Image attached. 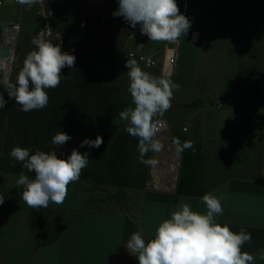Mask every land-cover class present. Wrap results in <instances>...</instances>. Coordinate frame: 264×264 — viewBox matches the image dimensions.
Instances as JSON below:
<instances>
[{"label":"crops","instance_id":"0c3cea01","mask_svg":"<svg viewBox=\"0 0 264 264\" xmlns=\"http://www.w3.org/2000/svg\"><path fill=\"white\" fill-rule=\"evenodd\" d=\"M193 1L194 17L204 22L209 19L207 23L214 25L210 24L212 35L209 37L200 23L192 22L187 37L165 45L177 51L170 78L182 77L186 86L192 82L196 85L193 91L198 92L195 96L189 94L194 100L171 102V107L197 111L205 98L202 91L209 84L219 89L217 99L225 96L222 107H216L223 118L214 130L223 133L212 153L178 131L172 138L187 139L191 148H199L197 156L202 161L198 169L202 168L203 174L196 177V190L202 195H177L176 184L173 188L161 187L147 180L143 188L133 190L137 196L129 207L122 204L116 210L99 209L85 207L79 200L81 205L50 204L40 208L43 213L33 234L31 264H138L124 247L130 235L140 232L146 240L152 238L180 197L189 198L184 202L193 211L205 213L201 197L208 192L221 198L224 211L216 217L217 222L227 224L234 232L244 227L251 233L252 242L246 243L242 251L254 256L253 264H264V0ZM4 24L8 23L2 22L1 26ZM202 36L204 43L211 39L207 49L200 44ZM156 54L161 64L163 50ZM183 127L181 131L187 132ZM154 156L157 159V154ZM156 165L151 166L153 171Z\"/></svg>","mask_w":264,"mask_h":264},{"label":"clouds","instance_id":"9594fccd","mask_svg":"<svg viewBox=\"0 0 264 264\" xmlns=\"http://www.w3.org/2000/svg\"><path fill=\"white\" fill-rule=\"evenodd\" d=\"M17 3L31 7L42 0H17ZM112 15L123 17L132 28L139 26L141 34L154 42L175 43L182 35L186 36L191 27L177 0H118ZM48 35L50 37V33ZM31 43L34 48L24 57L15 83L10 84L7 91L9 100L20 105L23 112L46 108L49 103L46 90L57 88L61 83V70L73 68L76 61L75 55L62 52L61 46L53 44L43 32L34 36ZM125 67L133 106L121 111L119 118L127 122L125 131L138 140L140 162L155 166L157 159L145 157L149 152L158 154L165 149L158 136L160 121L157 117L171 108L174 91L180 86L169 73L157 77L144 71L135 59L128 58ZM6 104L4 95L0 94V109ZM71 139L69 134L60 131L52 137L51 143L59 149ZM103 143V138L97 135L94 140L85 138L79 147L98 149ZM184 147H191V142H185ZM89 155L77 148L64 157L57 150L37 149L32 153L28 148L14 146L9 156L34 174L30 177L21 172L16 180V186L23 189V201L31 209L63 204L68 186L79 181ZM187 199L180 197L175 210L156 227L152 238L146 240L140 232L130 235L124 247L138 264H253L254 256L242 251L246 243L251 244V233L244 227L234 232L227 224L221 226L216 220L224 211L220 197L213 192L201 197L205 213L193 211L184 202ZM4 202L5 198L0 195V205Z\"/></svg>","mask_w":264,"mask_h":264},{"label":"trees","instance_id":"16d2710c","mask_svg":"<svg viewBox=\"0 0 264 264\" xmlns=\"http://www.w3.org/2000/svg\"><path fill=\"white\" fill-rule=\"evenodd\" d=\"M108 1L118 6V0ZM54 5L50 3V6ZM66 8L65 13L71 11L69 5ZM115 10L107 12L105 21H101L99 16H87L83 29L76 28L78 19L75 16L67 19L61 50L69 53V47L73 46L75 52L72 54L76 61L73 68L66 67L69 78L61 79L57 88L46 90L49 95L46 108L21 111L20 105L9 100L8 88L0 82V94L7 101L6 106L0 109V172L15 175L24 172L30 177L34 175L9 156L14 146L28 148L32 153L37 149L46 152L57 150L64 157L77 148L81 153H90L88 165L82 170L79 181L90 180L99 185L132 190L145 186L148 166L139 162L137 171L133 169L134 159L139 156L138 140L129 135L125 128L121 131L114 128L120 120L119 113L128 107L125 92L114 83V74L117 63L121 62L124 36L132 30L124 28V36L121 38L117 35L122 17H113ZM133 43H130L132 49L142 52L133 47ZM2 75L0 66V79ZM16 75L11 77L9 85L15 83ZM60 131L69 134L72 139L56 149L51 140ZM97 135L104 141L100 148L79 147L85 138L94 140ZM198 149L188 147L182 153L174 190L177 195H202L194 186L201 163L197 156ZM193 170L196 171L194 174ZM112 199L124 205L123 192L117 193Z\"/></svg>","mask_w":264,"mask_h":264},{"label":"rangeland","instance_id":"374dc122","mask_svg":"<svg viewBox=\"0 0 264 264\" xmlns=\"http://www.w3.org/2000/svg\"><path fill=\"white\" fill-rule=\"evenodd\" d=\"M180 0H177L178 6L180 5ZM6 5L0 9V30H2L1 23H12L20 22L21 31L17 36V41L14 49V57L12 59V73L8 81L3 80V75L0 82L8 88L10 79L14 74H17L22 67V62L24 57L30 52L34 45H32L31 40L37 33V31L43 26L42 16L39 14V7L37 4L29 7L24 5V9L21 11V6L13 3V0H5ZM189 13L187 18L193 22L200 23V26L204 31L208 33L210 37L212 35L211 28L212 23H207L209 19L194 17L195 3L193 0H189ZM194 4V5H193ZM86 10L89 12L93 11L94 15L106 14L108 11L104 7H92L91 5H85ZM52 9L55 14L52 21L50 30L53 32L65 35L66 21L68 17H64L67 8L63 3H57L54 6H46V10ZM66 15V14H65ZM208 24V25H207ZM212 24V25H210ZM214 26V25H213ZM124 28L134 29L136 32V41L132 44L137 50L142 51L145 54L153 57L155 61L158 62V50L165 49V43L167 42H154L150 41L147 36L142 35L139 26L132 28L127 21L122 17L119 23V35L121 38L124 36ZM201 29V30H202ZM118 36V37H119ZM125 37V36H124ZM182 37H185L182 35ZM187 37V35H186ZM225 43L228 39L223 40ZM220 41V43H224ZM211 39L206 40L204 43V38H201V46L208 48ZM168 44V43H167ZM205 44V45H204ZM3 71L4 67L0 64ZM144 71L149 72L154 76H161L159 68L146 69L145 67L139 65ZM128 69L125 67V63L118 62L116 72L114 74V83L125 92L126 99L128 101V107L133 106L131 96L128 92L129 79L127 75ZM61 79L69 78L70 73L65 68L61 70ZM182 77L171 78L175 83L179 84V89L174 91L175 99L172 102H182L183 99L194 100V97L198 95V92L193 91L192 82H189L186 86V80L181 79ZM205 98L202 99V106L197 111L191 110L186 111L179 108L171 107L163 115L158 116L159 121L165 123V127L159 131L158 136L164 145H168L172 148L174 145H178L181 151V158L178 160L175 158L174 163L170 164L165 168H156L153 171L151 166H148V177L147 180L149 184L158 183L161 187L173 188L176 184L177 178L180 173V166L182 160V153L184 149L185 142L187 139L178 140L179 144L175 143L176 139H172L176 131L180 132L181 135L187 137L189 140L197 143L201 149L208 153H212L213 148H215V141L217 138H221L223 131H215V125H219V119L223 118L221 110L216 109V100L219 95V89L216 86L209 84L206 89L202 91ZM188 96V98H187ZM181 98V99H180ZM195 100H198L195 97ZM175 110V111H174ZM178 110V111H176ZM174 111V112H173ZM126 121L121 119L114 125L117 131H121L126 126ZM186 125L187 132L181 131V128ZM228 134V132H227ZM228 136L226 135L225 138ZM174 140V141H173ZM169 143V144H168ZM191 148V147H189ZM157 153H155L156 155ZM211 155V154H210ZM154 153L149 152L147 158H153ZM200 157V156H199ZM155 158V156H154ZM201 158V157H200ZM202 161V158H201ZM140 162L139 156L137 155L133 162V169L137 171L138 163ZM201 164V163H200ZM200 166V165H199ZM192 171V169H191ZM193 170V174H194ZM196 172V171H195ZM202 168L197 170L196 177H202ZM19 175L2 173L0 172V195L5 198L3 205H0V264H31L33 261V249H34V232L36 227L39 226L40 214L43 213L41 209H31L22 199V187L18 188L16 186V180ZM175 177L173 183L172 179ZM199 179L195 181V187L197 188ZM166 182V183H164ZM167 182H171L172 185H168ZM123 192L125 196L124 205L129 207L135 204L134 198L137 196L135 191L132 189H121L119 187L104 186L96 184L90 180L78 181L70 184L68 186L67 197L63 204L61 205H81L79 200H83L82 204L85 207H93L99 209H119L120 205L117 200L112 199L117 193L121 194Z\"/></svg>","mask_w":264,"mask_h":264},{"label":"built area","instance_id":"2783aa9c","mask_svg":"<svg viewBox=\"0 0 264 264\" xmlns=\"http://www.w3.org/2000/svg\"><path fill=\"white\" fill-rule=\"evenodd\" d=\"M180 1H181L179 5L180 11L184 15H187L188 7H189V0H180ZM13 2L15 4H18L17 0H13ZM50 3L52 5L57 4V3L59 4L63 3L66 6L69 5V7H71V11L65 13L66 15L65 14H60V15H64V17H68V18L75 16L78 19L76 23V28L78 29H83L86 26L87 16H99L101 21H105L107 17V13L102 14V15H94L92 10L88 12L85 8V5H91L92 7L101 6L107 9V11H110L111 9H117L118 7L110 3L108 0H42V3H37L39 7V14L42 16V19H43V26L37 31L35 36L38 33L43 32L47 39H50L53 44H59L61 46V49L63 47L62 35L60 33L53 32L50 30L51 21L53 17L57 15L54 13L52 9L46 10V6H50ZM4 5H5V1L0 0V9ZM20 6H21V9L24 8V5H20ZM82 24H84L83 27L81 26ZM2 29H3L2 42H4L5 35H7L8 32H15L17 33V35H19L21 26L19 22H13V23L4 24L2 26ZM49 33H50V37L48 35ZM135 39H136V32L134 29H132L130 33L124 37L123 47L121 48V51H120V61L121 62L126 63V60L128 58H132V59H135L139 65L145 67L146 69H154V68L160 67L161 74H166V73L171 74V71L173 70V67L176 64V56H177L176 49L169 48L167 47V45H165V49L163 50V60L160 64L148 54L133 50L132 47L130 46V43H133ZM74 52H75V48L73 46L69 47V53L72 54ZM224 99H225L224 95H220L218 97L217 102H216L217 108L222 107ZM159 127L161 131L165 127V123L163 121H160ZM186 129L187 127H183V130H186ZM167 184L172 185L171 182H167ZM263 204H264V201H263Z\"/></svg>","mask_w":264,"mask_h":264},{"label":"bare ground","instance_id":"6f19581e","mask_svg":"<svg viewBox=\"0 0 264 264\" xmlns=\"http://www.w3.org/2000/svg\"><path fill=\"white\" fill-rule=\"evenodd\" d=\"M12 33L8 32L5 41L3 42V46L11 49V51H12L11 45L13 43ZM193 41H195V38L193 39ZM12 59L13 58H5L0 56V64L4 67L5 72L9 70V65L12 64ZM157 160H158V165H156V168H165L170 164L174 163L175 158H174L173 148L169 146L165 147L164 151L157 154Z\"/></svg>","mask_w":264,"mask_h":264},{"label":"water","instance_id":"95a60500","mask_svg":"<svg viewBox=\"0 0 264 264\" xmlns=\"http://www.w3.org/2000/svg\"><path fill=\"white\" fill-rule=\"evenodd\" d=\"M12 33V32H9ZM13 34V43L11 45L12 51L11 49L4 47L3 46V42L0 44V56L1 57H5V58H13L14 57V49H15V45H16V41H17V33H12ZM6 38V35H5ZM196 38V33H193L192 35V39ZM5 41V39H4ZM12 64L9 65V70L8 71H3V79L8 81L9 77L11 76L12 73ZM173 151H174V155L176 157V159H180L181 158V151L178 145L173 146Z\"/></svg>","mask_w":264,"mask_h":264}]
</instances>
